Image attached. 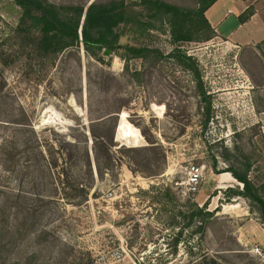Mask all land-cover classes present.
Wrapping results in <instances>:
<instances>
[{"label": "rangeland", "instance_id": "1", "mask_svg": "<svg viewBox=\"0 0 264 264\" xmlns=\"http://www.w3.org/2000/svg\"><path fill=\"white\" fill-rule=\"evenodd\" d=\"M21 14L0 2V264H264L258 207L226 197L222 180L245 160L264 184V0H218L206 13L217 36L183 46L212 96L206 130L192 76L174 60L126 62L119 48L100 61L81 45L39 61L15 38ZM120 43L172 49L154 32ZM123 117L139 145L119 140ZM96 137L113 140L112 161ZM190 165L204 167L195 194L184 185ZM205 203V231L187 227L174 253L184 213Z\"/></svg>", "mask_w": 264, "mask_h": 264}, {"label": "trees", "instance_id": "2", "mask_svg": "<svg viewBox=\"0 0 264 264\" xmlns=\"http://www.w3.org/2000/svg\"><path fill=\"white\" fill-rule=\"evenodd\" d=\"M13 1L22 10L15 38L22 40L20 50L23 49L29 56L33 54L39 61L48 60L55 64L64 51L83 45L88 55L100 61H103L100 54L104 50L119 48L124 49L122 56L126 62L130 59H141L157 63L169 57L191 74L194 87L203 103L202 125L205 130L209 127L213 119L212 96L197 57L183 46L188 43L202 44L217 36L206 13L218 0H193L192 6H182L168 0H140L138 3L132 0H95L89 5L56 4L50 0ZM137 6H143L144 11L139 13ZM138 32L143 35L154 32L169 36L171 51L147 45L120 43L123 37L129 36L132 39ZM140 72L136 70L134 74ZM94 143L96 146H104L107 156L113 160V140L96 137ZM17 145L14 140L13 147L16 148ZM242 162L247 165L243 172L233 166L225 172L231 173L243 183L244 189L229 187L224 194L228 198H249L257 205L264 220V184L255 185L248 177L251 167L249 161ZM212 167L215 170L216 163ZM78 191L84 193L86 190L79 185ZM83 199L88 198L83 196ZM206 207L207 203L203 206L193 204L184 213L187 223L175 236L174 253H177V246L187 227L196 226L193 231L195 234L205 231L209 217L212 216V212H208ZM210 262L209 264H217L214 259Z\"/></svg>", "mask_w": 264, "mask_h": 264}, {"label": "built area", "instance_id": "3", "mask_svg": "<svg viewBox=\"0 0 264 264\" xmlns=\"http://www.w3.org/2000/svg\"><path fill=\"white\" fill-rule=\"evenodd\" d=\"M186 173V179L184 182L186 192L195 194L199 191V188L205 179L204 167L190 165L187 167ZM256 252H260V249L257 248Z\"/></svg>", "mask_w": 264, "mask_h": 264}, {"label": "bare ground", "instance_id": "4", "mask_svg": "<svg viewBox=\"0 0 264 264\" xmlns=\"http://www.w3.org/2000/svg\"><path fill=\"white\" fill-rule=\"evenodd\" d=\"M118 138L119 140L130 144L139 145L142 143V139L137 129L134 128V126L131 125L124 117L122 118L118 129Z\"/></svg>", "mask_w": 264, "mask_h": 264}, {"label": "crops", "instance_id": "5", "mask_svg": "<svg viewBox=\"0 0 264 264\" xmlns=\"http://www.w3.org/2000/svg\"><path fill=\"white\" fill-rule=\"evenodd\" d=\"M213 26V25H212ZM216 30V27L213 26ZM217 32V30H216ZM225 176H223L222 180H224L225 182H227V185L226 187H233V183L236 181L235 178L230 174V173H227V174H224Z\"/></svg>", "mask_w": 264, "mask_h": 264}, {"label": "water", "instance_id": "6", "mask_svg": "<svg viewBox=\"0 0 264 264\" xmlns=\"http://www.w3.org/2000/svg\"><path fill=\"white\" fill-rule=\"evenodd\" d=\"M110 53H111V49H106L104 52L105 55H109Z\"/></svg>", "mask_w": 264, "mask_h": 264}]
</instances>
